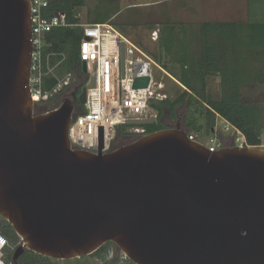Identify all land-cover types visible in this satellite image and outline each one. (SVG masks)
Listing matches in <instances>:
<instances>
[{"label": "water", "instance_id": "95a60500", "mask_svg": "<svg viewBox=\"0 0 264 264\" xmlns=\"http://www.w3.org/2000/svg\"><path fill=\"white\" fill-rule=\"evenodd\" d=\"M31 50L29 1L0 0V216L22 240L14 264L107 243L133 264H264V150L210 151L179 126L106 154L98 127L97 154L72 149L71 99L34 113Z\"/></svg>", "mask_w": 264, "mask_h": 264}, {"label": "trees", "instance_id": "16d2710c", "mask_svg": "<svg viewBox=\"0 0 264 264\" xmlns=\"http://www.w3.org/2000/svg\"><path fill=\"white\" fill-rule=\"evenodd\" d=\"M48 1L49 6L44 13L46 17L64 14L70 24L80 22L77 11L85 6L86 0ZM105 20L106 16H101L92 23H104ZM81 38L82 30L78 27L52 30L45 35L44 58L50 55L51 65L61 61L58 72L75 73L78 69L83 75L79 58ZM160 43L164 44L165 55L172 66L163 64L160 57H155V62L162 64L163 69L184 88V91L174 101L166 99L158 105H152L158 113V118L166 113L171 119H177L178 109L184 104L190 105L191 100H196L205 108L206 124L210 129L214 128L216 116H219L242 133L246 147L261 146L264 134L261 111L258 106L242 101L240 91L244 86L264 84V0H247L245 23H202L198 30L191 29L187 32L183 28L178 30L169 27L162 33ZM209 77L220 79L221 94L218 100L213 99L207 92ZM56 85L57 80L52 75L43 79V89L46 91H51ZM75 87L77 83H72L70 92ZM69 88L70 85L63 90ZM69 93L64 96L69 97ZM62 94L60 92L56 95L61 99ZM157 120L140 127L144 130L143 135L169 129ZM127 129H131V126L123 125L117 130L115 139H121L120 146L130 144L141 136L128 133ZM120 146L113 144L111 151ZM0 235L7 238L11 246L20 241L13 228L1 216ZM109 244L111 243L106 245ZM106 245L92 255L102 254ZM53 263V259L27 251L19 258L17 264Z\"/></svg>", "mask_w": 264, "mask_h": 264}, {"label": "built area", "instance_id": "2783aa9c", "mask_svg": "<svg viewBox=\"0 0 264 264\" xmlns=\"http://www.w3.org/2000/svg\"><path fill=\"white\" fill-rule=\"evenodd\" d=\"M28 1L32 48L29 90L35 105L47 103L55 94L69 87L71 80V73L59 80L46 66L50 55L43 56L45 35L58 28L78 27L82 30L79 58L81 64H86L85 75H89L90 80L85 87L86 101L82 112L72 115L68 127V140L72 149L97 154V130L103 127L101 153H109L120 126L131 121L152 120L154 123L157 120L158 113L152 105L168 99L158 75L167 74L151 57L108 23L70 24L64 14L52 17L44 15L49 6L48 0ZM49 74L56 78L57 85L51 91H46L43 89V79ZM221 120L223 131L232 133V143L246 147L242 133ZM140 127L131 126L135 128V134L143 135L144 130ZM187 134L189 140L204 145L210 151L221 149L215 138L207 146L196 139L197 135ZM261 146L264 147V140ZM20 245L21 239L11 246L7 238L0 235V264H14L12 256Z\"/></svg>", "mask_w": 264, "mask_h": 264}, {"label": "rangeland", "instance_id": "374dc122", "mask_svg": "<svg viewBox=\"0 0 264 264\" xmlns=\"http://www.w3.org/2000/svg\"><path fill=\"white\" fill-rule=\"evenodd\" d=\"M245 6V0H86L85 6L77 11V15L80 23H92L101 16H106L107 20L104 23H108L118 30L154 61H156L155 57H160L163 64H168L170 67L172 65L169 64V58L165 55V46L160 43L161 35L166 28L173 27L178 30L183 28L187 32L191 29L198 30L199 25L202 23H220L225 21L243 23L247 13ZM62 59L64 60L63 55ZM59 63L56 62L51 65L49 60L48 62L46 61V66L52 70V74L55 77L61 80L69 72H58ZM161 65L159 66L163 69ZM165 72L167 76L160 74L158 78L164 84L165 94L168 99L174 101L184 91V88L167 71ZM89 80V75H82L77 69L75 73H71L70 88L60 91L63 93L61 99L55 94L47 103L35 105L34 113L36 115L44 114L58 108L64 100L69 99L64 95L71 91L72 83H77V87L82 90L87 86ZM207 83V92L213 99L218 100L221 94L219 77H209ZM240 94L242 101L258 106L263 117L262 123L264 124V84L244 86L241 88ZM190 103V105L184 104L178 109L177 119H171L168 114L164 113L157 121L169 129H175L176 126H179L183 131L189 132L194 136L197 135L196 139L207 146L212 144L210 141L212 138H215L217 143H220L219 148L235 146L232 143V133L223 131L221 119L216 116L215 130L210 129L206 124L207 118L204 106L196 100H191ZM37 111H39V114L36 113ZM81 112L82 109H77L73 114ZM126 132L135 134V128L127 129ZM142 136L144 135L138 136L137 139ZM263 140L264 134L261 141L263 142ZM120 141L121 139H115L113 144L120 146ZM258 148L264 150L262 146ZM53 261V264L132 263L114 244L106 245L105 251L99 256L91 254L71 260L53 259Z\"/></svg>", "mask_w": 264, "mask_h": 264}, {"label": "flooded vegetation", "instance_id": "af4514ba", "mask_svg": "<svg viewBox=\"0 0 264 264\" xmlns=\"http://www.w3.org/2000/svg\"><path fill=\"white\" fill-rule=\"evenodd\" d=\"M79 88L75 87L74 90L72 92L69 93V99H71L72 103H73V113L74 111H76L77 109H82V106L80 105L79 101H78V96L81 93V89L80 92L78 93ZM75 94V96H74ZM39 111H37L36 113H38ZM36 115V114H35ZM113 148V147H112Z\"/></svg>", "mask_w": 264, "mask_h": 264}, {"label": "crops", "instance_id": "0c3cea01", "mask_svg": "<svg viewBox=\"0 0 264 264\" xmlns=\"http://www.w3.org/2000/svg\"><path fill=\"white\" fill-rule=\"evenodd\" d=\"M245 8H246V10H247V0H245ZM245 17H246V19H245V22L247 21V13H246V15H245ZM231 23H236V22H233V21H230ZM245 22H243V23H245ZM220 23H228V21H225V22H220ZM239 23V22H238ZM218 119H220L219 117H217ZM215 122H216V119H215ZM215 128V127H214ZM213 128V129H214ZM215 130V129H214Z\"/></svg>", "mask_w": 264, "mask_h": 264}]
</instances>
